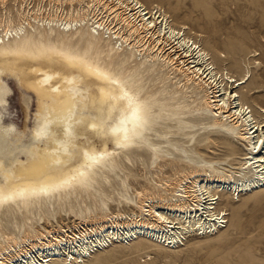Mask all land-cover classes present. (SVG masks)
<instances>
[{
  "label": "bare ground",
  "instance_id": "obj_1",
  "mask_svg": "<svg viewBox=\"0 0 264 264\" xmlns=\"http://www.w3.org/2000/svg\"><path fill=\"white\" fill-rule=\"evenodd\" d=\"M40 1L70 9L0 26V108L4 80L36 103L23 131L0 119V264H97L140 240L175 251L225 228L229 196L264 192V107L249 101L260 90L241 47L218 55L140 0ZM137 105L141 136L118 147ZM237 146V172L205 159ZM61 212L76 221L68 233L50 223Z\"/></svg>",
  "mask_w": 264,
  "mask_h": 264
},
{
  "label": "rangeland",
  "instance_id": "obj_2",
  "mask_svg": "<svg viewBox=\"0 0 264 264\" xmlns=\"http://www.w3.org/2000/svg\"><path fill=\"white\" fill-rule=\"evenodd\" d=\"M140 1L154 13L157 8L164 11L177 27L184 25L185 32L200 36L198 40H202L208 49L216 50L218 55L233 56L236 47H241L238 57L241 68L250 67L251 83L260 90L250 95L249 101L264 107V0ZM61 8L66 12L70 6L40 0H0V26L4 28L7 22L16 25L20 20L26 21L25 26L27 23L46 25L38 20L55 15L60 17ZM4 81L8 96L5 106L0 108L1 122L23 131L25 113L32 114L36 109L35 98L22 91L13 80ZM32 125L30 120L27 126ZM204 154L205 159L225 163L226 170L237 172L245 151L242 146H237L233 156L221 149L214 155ZM157 170L158 177L173 173L168 165ZM147 171L139 164L136 166L134 172L139 185L133 184L134 188L142 187L141 180ZM149 172L153 174L152 169ZM232 177L236 179L235 175ZM229 198L231 204L225 207V228L217 234L203 237L193 233L175 251L154 246L146 240L130 246L113 244L93 259L97 264H264V192L240 195L238 201L236 196L233 201ZM111 209L118 210L116 206ZM56 218L57 223L50 221L54 228L59 227L66 233L67 228L73 230L76 223L73 217L61 212Z\"/></svg>",
  "mask_w": 264,
  "mask_h": 264
},
{
  "label": "snow or ice",
  "instance_id": "obj_3",
  "mask_svg": "<svg viewBox=\"0 0 264 264\" xmlns=\"http://www.w3.org/2000/svg\"><path fill=\"white\" fill-rule=\"evenodd\" d=\"M144 111L145 110L142 109L139 105L129 109L130 119L129 117H126V119H129V122L132 124V128L125 129V135L122 137V139L118 138L117 140L118 147H127L128 145L125 142H129L133 137L139 138L141 136V132L138 131V129H141L144 123H146V121L144 120V116L142 115ZM118 131H119L118 129L114 130V134H116ZM88 158L95 163H99V160L95 156H89ZM80 175L83 176L84 173H80ZM81 184L85 187L87 186L85 181H81Z\"/></svg>",
  "mask_w": 264,
  "mask_h": 264
},
{
  "label": "clouds",
  "instance_id": "obj_4",
  "mask_svg": "<svg viewBox=\"0 0 264 264\" xmlns=\"http://www.w3.org/2000/svg\"><path fill=\"white\" fill-rule=\"evenodd\" d=\"M37 137L39 138H43V134L40 132V130L37 128L35 130V133H34ZM56 146H57V150L61 149L62 148V142L60 141H57L56 142ZM55 151V150H54Z\"/></svg>",
  "mask_w": 264,
  "mask_h": 264
}]
</instances>
